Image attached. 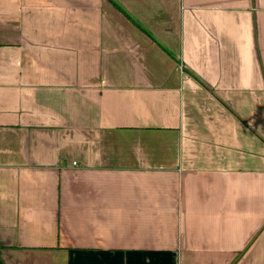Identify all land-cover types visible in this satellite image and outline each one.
Listing matches in <instances>:
<instances>
[{
	"label": "crops",
	"instance_id": "crops-1",
	"mask_svg": "<svg viewBox=\"0 0 264 264\" xmlns=\"http://www.w3.org/2000/svg\"><path fill=\"white\" fill-rule=\"evenodd\" d=\"M0 264H264V0H0Z\"/></svg>",
	"mask_w": 264,
	"mask_h": 264
},
{
	"label": "built area",
	"instance_id": "built-area-1",
	"mask_svg": "<svg viewBox=\"0 0 264 264\" xmlns=\"http://www.w3.org/2000/svg\"><path fill=\"white\" fill-rule=\"evenodd\" d=\"M74 164H76V162H74Z\"/></svg>",
	"mask_w": 264,
	"mask_h": 264
}]
</instances>
